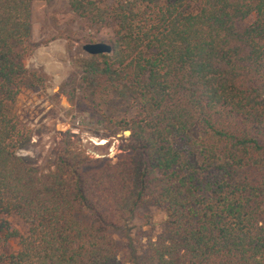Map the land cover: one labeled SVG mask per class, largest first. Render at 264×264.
<instances>
[{
	"label": "trees",
	"instance_id": "obj_1",
	"mask_svg": "<svg viewBox=\"0 0 264 264\" xmlns=\"http://www.w3.org/2000/svg\"><path fill=\"white\" fill-rule=\"evenodd\" d=\"M37 1L57 0H0V241L19 242L0 264H264V0H67L113 31L94 57L130 136L114 162L66 133L48 172L18 154L12 111L38 78ZM147 205L163 230L122 261L112 234Z\"/></svg>",
	"mask_w": 264,
	"mask_h": 264
},
{
	"label": "rangeland",
	"instance_id": "obj_2",
	"mask_svg": "<svg viewBox=\"0 0 264 264\" xmlns=\"http://www.w3.org/2000/svg\"><path fill=\"white\" fill-rule=\"evenodd\" d=\"M33 53L26 57L30 74L38 78L28 83L12 111L25 128L18 154L27 164L48 172L55 149L66 133L74 135L80 147L94 159L117 161L130 136L116 124L126 114L99 70L102 60L88 54L89 44L112 45L111 28L97 25L72 12L67 0L34 2L32 8ZM167 218L153 205L142 208L127 231L113 233L122 245L120 259L127 261L133 245L141 254L156 241ZM14 229L26 235L27 226L11 218ZM18 241H0V260L18 251Z\"/></svg>",
	"mask_w": 264,
	"mask_h": 264
},
{
	"label": "water",
	"instance_id": "obj_3",
	"mask_svg": "<svg viewBox=\"0 0 264 264\" xmlns=\"http://www.w3.org/2000/svg\"><path fill=\"white\" fill-rule=\"evenodd\" d=\"M84 50L92 56L109 55L113 53V46L106 43L89 44Z\"/></svg>",
	"mask_w": 264,
	"mask_h": 264
}]
</instances>
